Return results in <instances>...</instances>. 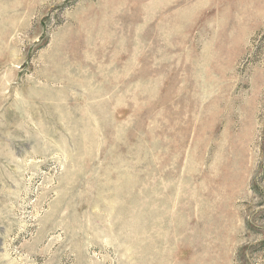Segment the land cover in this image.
Wrapping results in <instances>:
<instances>
[{
	"label": "rangeland",
	"instance_id": "374dc122",
	"mask_svg": "<svg viewBox=\"0 0 264 264\" xmlns=\"http://www.w3.org/2000/svg\"><path fill=\"white\" fill-rule=\"evenodd\" d=\"M0 264H264V0H0Z\"/></svg>",
	"mask_w": 264,
	"mask_h": 264
}]
</instances>
